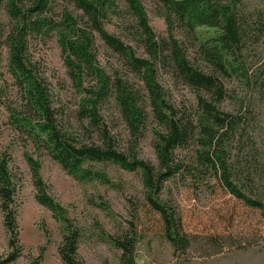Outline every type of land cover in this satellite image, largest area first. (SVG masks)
<instances>
[{
    "label": "rangeland",
    "instance_id": "obj_1",
    "mask_svg": "<svg viewBox=\"0 0 264 264\" xmlns=\"http://www.w3.org/2000/svg\"><path fill=\"white\" fill-rule=\"evenodd\" d=\"M140 1L158 39H168L171 22L164 6L158 0ZM237 11L243 41L232 61L238 69L232 76H219L225 91L219 108L241 118L238 132L226 143L231 170L240 177V185L250 197L264 200V0H241ZM121 12V16L111 18L106 29L142 55L130 37L121 33L122 22L132 21L126 10ZM11 26L6 10L1 8L0 29L9 31ZM174 29V36L190 60L208 68L200 46L215 32L202 29L196 36H188L177 23ZM31 42L32 70L48 88L59 130L69 134L74 142L91 144V135L95 140L98 133L92 128L87 131L88 123L84 126L79 117L84 96L68 76L56 37ZM100 49V62L111 71L108 60L115 66L118 61L102 46ZM8 58V50L3 46L0 49V158L6 155L9 159L17 187L14 208L22 249L14 264H64L59 247L66 224L37 201L26 155L40 163L47 194L65 209L69 222L79 231L78 258L83 264H123L122 251L114 239L132 233L135 228L139 236L135 264H264L263 216L230 195L216 179L215 171L197 159L200 150L197 143L176 151V163L182 167L181 171L165 184L159 195L161 202L182 217L185 232L191 238L190 247L182 252L175 251L163 236L161 221L146 201L139 171L128 172L110 162H87L85 169L105 174L111 185L98 180H79L46 151L34 147L23 129L15 125V112L22 111V100L10 74ZM161 82L174 105L197 116L195 93L189 87L169 74L162 75ZM100 116L116 136L117 149L125 150L126 126L114 100L101 107ZM155 127L150 115L136 153L139 159L158 168L153 148ZM9 253V235L0 209V258H6Z\"/></svg>",
    "mask_w": 264,
    "mask_h": 264
},
{
    "label": "trees",
    "instance_id": "obj_2",
    "mask_svg": "<svg viewBox=\"0 0 264 264\" xmlns=\"http://www.w3.org/2000/svg\"><path fill=\"white\" fill-rule=\"evenodd\" d=\"M171 22L168 39H158L150 27L140 0H0L12 22L9 31L0 29V49L8 50V66L15 86L21 92L22 111L15 112L16 127L23 129L31 143L46 151L68 174L79 180H98L111 185L109 178L85 169L87 162L113 163L128 172L139 171L146 201L161 221L163 236L175 251H186L191 244L182 217L159 195L165 184L178 175L176 151L199 146L198 160L215 171L220 184L247 208L259 212L264 219V200L250 197L240 185L241 179L231 170L226 143L238 132L241 118L220 111L224 86L219 76H232L238 67L232 57L242 45V32L237 11L241 0H158ZM126 10L132 21H123L121 33L130 37L134 46L111 34L106 25ZM188 36L202 29L214 35L200 46L208 68L195 65L181 42L174 36V24ZM53 35L73 86L83 96L79 117L91 135V144H79L63 134L57 124L47 86L32 70L29 58L31 41L50 39ZM101 45L113 54L118 65L100 62ZM178 79L194 93L197 116L180 110L168 98L161 82L163 74ZM114 100L126 126L127 144L121 151L116 136L102 123L101 107ZM150 112V113H149ZM150 115L153 148L158 168L139 159L136 148L147 131ZM94 132V133H96ZM134 144V145H133ZM31 168L37 201L55 218L66 224L59 255L64 264H83L78 258L80 233L66 217L65 209L47 194L40 175V163L26 155ZM239 184H237V183ZM17 187L6 155L0 158V209L9 235L10 253L0 264H14L22 254L19 246V225L14 208ZM138 231L114 239L122 251L123 264H135Z\"/></svg>",
    "mask_w": 264,
    "mask_h": 264
}]
</instances>
